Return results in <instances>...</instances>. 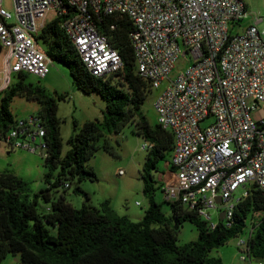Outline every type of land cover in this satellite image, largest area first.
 I'll return each instance as SVG.
<instances>
[{"label": "built area", "instance_id": "1", "mask_svg": "<svg viewBox=\"0 0 264 264\" xmlns=\"http://www.w3.org/2000/svg\"><path fill=\"white\" fill-rule=\"evenodd\" d=\"M2 2L0 92L11 73L45 77L52 61L35 37L49 11L64 17L59 26L94 77L123 66L118 51L97 30V19L124 17L132 28L128 39L137 74L150 89L163 85L153 100L156 123L173 137L170 170L160 184L163 200L195 212L213 229L211 210L223 211L222 220L230 226L236 203L251 189L264 191V115L251 116L264 112V29H257L260 20L255 19L241 32H231L245 16L241 0H11L12 11ZM179 56L189 64L170 77ZM44 135L34 115L14 119L0 138L10 148L45 158ZM236 248L241 261L259 264L249 256L247 238L237 240Z\"/></svg>", "mask_w": 264, "mask_h": 264}, {"label": "trees", "instance_id": "2", "mask_svg": "<svg viewBox=\"0 0 264 264\" xmlns=\"http://www.w3.org/2000/svg\"><path fill=\"white\" fill-rule=\"evenodd\" d=\"M63 18L55 16L46 21L35 37L36 43L44 44L43 51L52 62L68 69L78 91L97 93L105 102V110L101 120L86 121L79 127L74 122L73 133L66 141L68 148L62 153L54 99L21 82H9L2 90L0 137L14 122L9 102L16 93L23 92L40 104L37 116L45 129L47 155L43 158L45 187L36 193L10 170L0 172V261L11 253L18 254L20 264H221L219 257L209 255L210 251L240 233L251 213H264V191L251 189L236 203L230 226L218 219L215 228L209 229L195 212L163 200L170 211L166 216L154 201V192L161 184L156 176L158 164L169 162L173 137L157 123L150 126L140 110L150 88L137 74L128 39L130 22L124 17L97 19V30L118 51L123 66L114 73L94 77L61 30ZM110 24L115 28L110 30ZM15 74L21 78L26 75ZM132 121L135 132L150 145L140 172L142 193L148 200L140 220L115 214L106 201L99 209L87 204L72 207L58 189L73 184L72 192L86 198L78 183L96 179L94 171L85 167L95 142ZM40 203L46 208L39 210ZM183 221L196 227L197 238L178 245L176 232ZM247 245L250 258H264V215L248 232Z\"/></svg>", "mask_w": 264, "mask_h": 264}, {"label": "rangeland", "instance_id": "3", "mask_svg": "<svg viewBox=\"0 0 264 264\" xmlns=\"http://www.w3.org/2000/svg\"><path fill=\"white\" fill-rule=\"evenodd\" d=\"M245 6V16L231 29L232 33H239L255 19L260 21L256 24L258 30L264 29V0H241ZM2 6L7 11H12L11 0H3ZM47 20L54 18L52 11L46 14ZM264 42V34L261 35ZM43 50L44 44L37 42ZM3 51L0 52V65L2 63ZM189 64L188 58L179 56L169 73L170 77L177 75ZM10 84L21 82L32 88L37 87L52 97L56 103V116L59 118V136L62 144V153L66 151V143L73 133V123L79 127L86 121L101 120L102 112L105 110L104 100L95 92L84 94L78 91L71 83L68 69L59 62H51L47 68L44 78L38 79L33 75L26 74L20 77L15 73L9 74ZM163 86V85H162ZM150 89L140 106L142 115L150 126L156 124V113L153 108V100L162 88ZM4 91L0 92V98ZM9 111L14 119H27L37 115L40 104L35 99H28L23 92L16 93L8 105ZM264 112L258 110L251 113L255 119L263 117ZM206 122L203 123V125ZM134 121L122 126L117 132L103 136L95 142V150L85 161V167L91 168L95 180H82L78 186L86 193L87 197L72 192L73 184L67 189H58L63 193L64 199L74 208H80L87 204L94 208H100L101 203L107 202L111 210L117 215L128 217L132 221H138L148 206V200L142 193V182L140 172L145 160L147 149L142 145L147 142L134 130ZM159 172L156 176L163 178L162 173L170 170L169 162L158 164ZM10 170L16 177L29 184L33 193L45 187L43 174L46 169L43 166V157L32 154L19 148H10L0 138V172ZM121 171V173H119ZM63 190V191H62ZM241 189L237 190L239 193ZM154 201L161 205V211L170 215L169 207L164 203L160 190L154 192ZM47 205L39 204V210L45 209ZM211 221H218L216 210L210 212ZM264 215L263 212H253L247 217L245 227L234 237L228 239L224 244L210 251L209 255L221 258V264H246L240 260V253L236 248V241L246 239L251 227L258 223ZM197 238L196 227L188 221L180 223L176 232V243L182 245ZM255 262V261H253ZM264 264V258L257 260ZM256 263V262H255ZM0 264H20L18 254L7 253Z\"/></svg>", "mask_w": 264, "mask_h": 264}, {"label": "water", "instance_id": "4", "mask_svg": "<svg viewBox=\"0 0 264 264\" xmlns=\"http://www.w3.org/2000/svg\"><path fill=\"white\" fill-rule=\"evenodd\" d=\"M216 202L217 203H220V198L217 196L216 197ZM223 211H220L219 214H218V219L221 221L223 219Z\"/></svg>", "mask_w": 264, "mask_h": 264}, {"label": "crops", "instance_id": "5", "mask_svg": "<svg viewBox=\"0 0 264 264\" xmlns=\"http://www.w3.org/2000/svg\"><path fill=\"white\" fill-rule=\"evenodd\" d=\"M2 51H3V58H4L5 50H4L3 48L0 47V52H2ZM3 58H2V61H3ZM1 66H2V63H1V65H0V68H1ZM163 173H166V172H163ZM163 173H162V174H163ZM157 178H158V180L161 182L162 179H160V176H159V175L157 176ZM218 257H219V256H218ZM219 258H220V257H219ZM220 261H221V258H220ZM221 263H222V262H221Z\"/></svg>", "mask_w": 264, "mask_h": 264}]
</instances>
